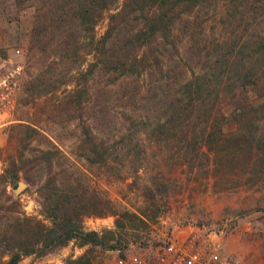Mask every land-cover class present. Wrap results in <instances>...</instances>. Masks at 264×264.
<instances>
[{
  "label": "trees",
  "instance_id": "16d2710c",
  "mask_svg": "<svg viewBox=\"0 0 264 264\" xmlns=\"http://www.w3.org/2000/svg\"><path fill=\"white\" fill-rule=\"evenodd\" d=\"M13 1L34 6L26 102L56 93L76 69L74 86L49 96L50 104L82 122L85 156L108 178L136 177L150 166L142 197L173 186L177 167L198 179L202 173L225 180L224 187L264 179V0H120L114 9L117 0ZM47 109L35 108L13 127L18 139L24 128L28 142L41 141L31 157L21 152L4 170L11 185L21 169L37 184L43 217L25 213L7 194L0 203V264H19L71 239L105 245L115 230L85 229V214H113L117 227L149 215L117 209L105 189L81 181L76 166L56 157L61 149L36 123ZM228 120L236 124L232 131L224 130ZM43 169L45 179L28 173ZM84 257L65 262L88 264Z\"/></svg>",
  "mask_w": 264,
  "mask_h": 264
},
{
  "label": "rangeland",
  "instance_id": "374dc122",
  "mask_svg": "<svg viewBox=\"0 0 264 264\" xmlns=\"http://www.w3.org/2000/svg\"><path fill=\"white\" fill-rule=\"evenodd\" d=\"M120 0H117L115 8ZM97 21L95 32L97 35L103 32L107 23V15ZM34 6H19L13 0H0V57L20 47L26 58V77L20 93L17 107L12 114L11 121L0 133V203L10 195L19 202L15 204L25 213L38 214L40 211L37 184L29 183L25 179L24 171L18 170L19 176L11 185L4 180V170L9 166L12 157H31L40 138L28 142L27 130L19 129L20 138L14 136L17 123H26L35 108L47 109L45 118L36 122L55 143L62 153L56 157L65 165L77 169L78 178L106 190L115 203L117 209H128L139 213H149L143 221L135 218L133 222L127 221L124 227H117L113 214H85L82 225L88 230H97L100 233L107 230H115L113 237L105 245L85 244L79 245L77 240L71 239L44 253H32L22 256L19 264H66L68 257L74 258L85 254L82 262L88 264H105L115 253L116 248L126 247L128 244L156 242L164 238L170 232L180 231L181 227L188 223H198L211 226H221L227 223L224 234L225 251L231 253L237 260V264H264V179L255 182L243 181L237 186H225L220 178L200 173L203 178H196L194 171L177 167L172 175L177 179L168 190L154 189V197H142L141 189L147 182L148 175L153 169L150 166L141 168L138 176L128 174L124 178H108L101 166L90 162L85 156V146L81 139H86L83 134L82 122L79 119H68L67 112L57 113V107L50 104L49 96L55 92H47L38 96H31L32 101L26 102L27 95L25 85L28 83L27 69L32 50L29 48V33L33 23ZM87 60L79 64V70L85 69ZM76 69L67 74V83H64L56 95H62L61 89L67 90L74 86L77 75ZM66 79V78H65ZM77 80V79H76ZM64 94V107L67 106V97ZM36 103V105H35ZM40 104V106H39ZM72 115V114H71ZM77 116L78 114H74ZM236 124L228 120L224 126L225 131H232ZM100 137V133H95ZM27 142V144H26ZM21 164V162H20ZM22 165V164H21ZM11 168V166H10ZM36 171V170H35ZM31 176L39 179L40 174L45 179L47 170L38 173L31 170ZM24 181L22 189L17 190L18 181ZM7 203V202H6ZM46 220V219H45ZM115 243V246H109Z\"/></svg>",
  "mask_w": 264,
  "mask_h": 264
},
{
  "label": "built area",
  "instance_id": "2783aa9c",
  "mask_svg": "<svg viewBox=\"0 0 264 264\" xmlns=\"http://www.w3.org/2000/svg\"><path fill=\"white\" fill-rule=\"evenodd\" d=\"M26 68L20 47L0 57V133L17 107ZM226 225L188 223L159 241L116 248L105 264H237L236 258L225 251Z\"/></svg>",
  "mask_w": 264,
  "mask_h": 264
},
{
  "label": "water",
  "instance_id": "95a60500",
  "mask_svg": "<svg viewBox=\"0 0 264 264\" xmlns=\"http://www.w3.org/2000/svg\"><path fill=\"white\" fill-rule=\"evenodd\" d=\"M24 185H25V183H24V181H18V188H17V190H20V189H22L23 187H24Z\"/></svg>",
  "mask_w": 264,
  "mask_h": 264
}]
</instances>
